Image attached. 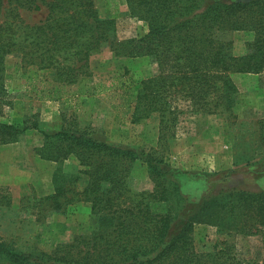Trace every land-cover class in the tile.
Returning <instances> with one entry per match:
<instances>
[{"label":"trees","instance_id":"1","mask_svg":"<svg viewBox=\"0 0 264 264\" xmlns=\"http://www.w3.org/2000/svg\"><path fill=\"white\" fill-rule=\"evenodd\" d=\"M127 3L133 16L148 22L149 31L140 38L119 40L115 19L101 16L95 0H48V17L36 24L26 23L10 7L0 24V95L6 91L10 55L20 58L17 66L34 89L45 78L41 70L53 68L61 85L42 98L59 99L64 85L93 75V52L110 42L117 55H148L157 63L158 72L142 79L132 95V121L159 122V147L138 151L85 129L48 132L36 123L0 121V144L38 129L47 138L43 158L58 161L75 154L83 166L76 173L58 168L53 192L36 198V204L64 211L76 200L86 201L99 218L97 231L50 251L14 250L0 237V264H264V255L261 260L238 259L231 243L203 254L192 242L196 225L210 224L228 235H259L264 252V185L256 190L213 185L191 200L175 178L178 169L166 166L162 151L175 137L182 113L231 111L239 92L233 74L264 72V0ZM238 30L254 34L242 55L234 54L233 40L227 36ZM259 128L264 152V117ZM139 160L147 164L151 189L136 191L131 186L132 167ZM218 174L204 173L208 178ZM226 175L228 181L231 173ZM7 192L0 187V206L11 205Z\"/></svg>","mask_w":264,"mask_h":264},{"label":"rangeland","instance_id":"2","mask_svg":"<svg viewBox=\"0 0 264 264\" xmlns=\"http://www.w3.org/2000/svg\"><path fill=\"white\" fill-rule=\"evenodd\" d=\"M48 0H4L0 5V24L9 8H16L28 24L44 21L49 14ZM101 16L114 18L119 40L140 38L149 31L148 22L130 13L127 0H95ZM233 52H247L254 34L249 30L232 31ZM18 56L6 60V91L0 95V121L38 124L48 132L61 129H85L99 139L141 150L159 147V122L151 118L132 121V96L142 79L158 72V65L148 55H117L106 42L93 52L89 70L92 76L75 84L64 85L59 99L44 97L54 92L55 70H41L45 78L36 88L25 83ZM237 103L231 111L194 113L179 117L176 135L169 140L164 158L168 168H177L176 180L191 200H198L213 185L219 189L239 185L259 189L264 185V152L260 142L259 120L264 117V72L235 73ZM45 135L29 129L19 139L0 144V187L6 188L12 203L0 206V237L14 250H54L80 235H91L99 228V218L89 202L76 200L64 211H52L36 198L54 190V173L82 169L79 159L42 157ZM205 172L219 173L206 177ZM226 173H231L228 181ZM133 190L151 189L153 181L147 164L135 162L131 171ZM82 183L84 181L81 180ZM82 186L79 185L78 188ZM47 204V203H46ZM194 249L208 254L227 243L241 260H261L263 244L259 235L222 233L216 226L197 224L192 235Z\"/></svg>","mask_w":264,"mask_h":264}]
</instances>
